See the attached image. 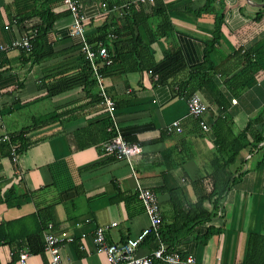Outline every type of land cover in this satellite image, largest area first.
I'll list each match as a JSON object with an SVG mask.
<instances>
[{
    "label": "crops",
    "instance_id": "crops-1",
    "mask_svg": "<svg viewBox=\"0 0 264 264\" xmlns=\"http://www.w3.org/2000/svg\"><path fill=\"white\" fill-rule=\"evenodd\" d=\"M41 1L0 0V43L21 35L15 16L32 12ZM60 1L49 3L55 10L67 9ZM77 1L90 18L88 34L95 33L106 18L122 21V10L128 5L146 3ZM161 1L170 28L158 32L148 51L141 50L144 60L155 63L140 70L137 55L126 50L130 41L120 38L124 50L103 79L116 103L120 132L143 147L132 157L136 178L126 161L101 150V142L108 138V114L97 85L88 89L85 61L77 40L69 35L70 13L52 24L41 57L20 48L0 52V137L30 126L24 134L30 144L15 161L0 139V197H4L0 222L25 219L19 233L34 230L33 215L37 217L39 211L44 215L45 208L51 218L40 234L30 236L28 245L2 242L0 264H49L50 255L43 250L47 230H66L75 236L59 249L63 264H106L105 253L96 252L91 242L96 226L116 222L105 236L109 242H119L148 225L136 195V180L157 193L162 215L169 209L163 187L181 185L187 201H193L201 186L193 188L190 181L204 179L218 147L216 139L231 138L232 133L246 135L241 138L245 146L238 155L240 162L231 166L234 181L215 215L184 232L174 249L193 255L198 264H248L249 258L252 264H264V0ZM161 18L154 15L148 23L157 29ZM218 18L220 37L215 49L207 52ZM240 44L246 51L235 54ZM244 52L250 57L249 65ZM209 61L219 65L218 71L210 70L213 88L207 89L209 93L194 91L207 105L203 118L210 127L203 130L187 114L185 97L177 87L191 72L209 69ZM193 81L189 88L196 86L195 77ZM174 120L180 121V131L167 130ZM257 135L262 138L254 142ZM203 185L210 187L206 180ZM204 204L212 208L210 201ZM82 232L87 235L81 237ZM251 233L256 236L250 242ZM154 245L150 239L140 243L136 254L143 255ZM24 249L29 253L21 262Z\"/></svg>",
    "mask_w": 264,
    "mask_h": 264
},
{
    "label": "trees",
    "instance_id": "trees-1",
    "mask_svg": "<svg viewBox=\"0 0 264 264\" xmlns=\"http://www.w3.org/2000/svg\"><path fill=\"white\" fill-rule=\"evenodd\" d=\"M49 1L50 0H42L41 3H39V5L36 6L32 12L22 17L20 15L15 16L17 18L16 23L18 25L20 34L31 37L32 46L30 53H32V55H36V57L42 56L40 51L44 48V39L46 38V34L52 27L54 21L62 14L69 13L68 9H63L61 11L55 10V8H52L50 6ZM130 2L131 1H128L127 5ZM61 4L63 3L61 2ZM203 10H206V7H204L202 11ZM154 15L162 17L161 21L156 26L157 29H154V27L150 26V23H148V20ZM165 16V7L162 4V1L153 0L152 2L146 1L145 4L139 3L138 5H133L132 7L130 5L125 7L122 10V17H124V19H122V21L120 20V23H113V20L111 18H106L102 22V24L96 28L95 33L88 34V39L91 42L102 41L112 54V65L104 67L102 71L104 73L107 72V70L119 60L118 58L120 56V53L124 50V47L122 48L121 46H119L120 38H127L126 40L128 42L130 41L127 45L126 50L129 52L132 51L137 55L138 68L140 70L148 68L149 66L154 64V60H144L142 51L149 50V45L157 39V36L159 34L158 32H160V34H164L166 30H169L170 24H168V18ZM220 25L221 21L220 18H218L215 21L213 38L208 42L207 52L209 50L215 49L214 44L220 37ZM136 26L137 28H142L144 36L141 34V32L139 33V28L136 29ZM110 31L115 34V38L111 39L108 37V33ZM144 37L146 38L147 42L144 41ZM73 39H76L77 45H79L78 39L76 37H73ZM242 50H244V47L240 44L238 45L234 53L241 55ZM243 54H245V64L249 65L251 63L250 57L247 56V52H244ZM85 65L86 69H84V72L89 77L85 80L87 82L88 89H90L96 83L94 78L90 79V76L93 77L92 70L86 61ZM218 69L219 65L214 64L212 61H209V69L203 72H191L188 78H186L182 83L178 84L177 91L185 96L196 91V89L201 90L202 93L207 92V89L213 88V79L211 78L210 70L218 71ZM193 77L197 79V84L196 86L194 85L189 88L188 84L191 85L192 83H194ZM209 92L210 91H208V93ZM45 118L46 116L44 115L42 119H39V121H42ZM38 123L39 122L35 124ZM29 129L30 126L25 127L23 130H20L18 132H12L10 133V141H2L4 143L3 145L5 147L6 154H10V144L19 145L18 152L25 150L29 146L30 143L24 137L25 132ZM106 136H109V133ZM244 136L246 135L243 133H239L237 135L232 133L231 138H229L228 135H224V137L216 139V144L218 147L216 148L214 155L208 163L209 169L206 171L204 179L198 181H190L193 188H195V186H201V192L195 193L197 194V196L195 195V199H193V201H187L186 195L181 185L172 188L163 187L161 189L162 191L168 193L169 209L168 212L164 213L163 215V222L160 229V240L166 246L174 248L175 243L180 239L181 235H183L184 232L192 231L195 225L204 221H208L213 217V215H215L214 209L218 207L225 193L230 189L234 181V171L232 170L231 166L237 162H240L238 155L242 148L245 146L241 142V138H243ZM261 138L262 135H257V137H255L253 141L257 142L261 140ZM111 158L114 159V157ZM204 180H206L207 183L210 184L209 189L204 188ZM0 200L3 201L4 197H0ZM206 201H210V203L212 204L211 209L205 206L204 203ZM45 210L47 211L43 210V213H45L46 215H41L42 211L38 212L37 217L36 215H33L36 221V227L34 228V230H23L22 232L17 233L18 228L23 229V221H25V219L23 218L6 222L1 221L0 244L2 242H7L10 244L15 243L17 244V246L23 245V242H26V245L30 244V236L33 234H40L46 228L47 222L51 219L49 216L50 212L48 208H45ZM209 234L210 233H207L206 237H208ZM253 236H256V234H250V242L253 240ZM149 239L155 241L153 234L145 236L141 243H146ZM250 259L251 258L246 260L248 261V264L253 263Z\"/></svg>",
    "mask_w": 264,
    "mask_h": 264
},
{
    "label": "built area",
    "instance_id": "built-area-1",
    "mask_svg": "<svg viewBox=\"0 0 264 264\" xmlns=\"http://www.w3.org/2000/svg\"><path fill=\"white\" fill-rule=\"evenodd\" d=\"M140 2L153 0H137ZM67 7L71 15V25L69 28L70 37H76L79 41L78 49L84 61L87 62L92 70V75L99 89L101 97L100 103L105 108L108 114V124L106 131L109 133L108 138L101 142V150L118 160H124L131 167L134 177L136 178L133 168L132 157L140 154L143 147L137 142L128 141L120 132L117 123L116 105L111 95L107 92L103 83L104 67L111 66L113 63L112 54L102 41L91 42L88 39L87 22L90 19L81 12L77 0H61ZM105 7L106 4L102 3ZM113 5L112 7H115ZM34 33V32H33ZM108 37L113 39L115 34L110 31ZM31 37L20 35L13 38L8 43H0V52L7 51L13 48H20L26 52L31 51ZM3 93L0 90V121L3 114ZM187 114L195 118L199 126L203 130H209L210 125L203 118L206 112L207 105L202 97L197 92H192L185 96ZM235 102L236 99L232 98ZM181 130L180 121L174 120L171 125L167 126V130ZM0 139L2 141H10V134H3ZM19 145L10 144V156L12 160H16L18 156ZM136 195L143 205L144 211L148 217V225L143 228L135 237H129L124 241L109 242L106 239L105 231L109 226H115L116 222H111L108 225L96 226L93 233L90 234L91 242L96 252H104L107 258L106 264H198L195 257L191 254H183L172 247L166 246L160 240V229L163 222V215L160 207V201L157 193L149 187L143 186L136 180ZM81 225V224H80ZM79 225V226H80ZM51 224H48L50 227ZM153 234L155 245L151 250L143 255H137L136 250L145 236ZM86 232L81 233V237H85ZM75 236L66 230L54 233L47 230L43 233V250L50 255L49 264H63L59 249L66 243L73 241ZM29 250L24 249L20 252V261L24 262L28 256Z\"/></svg>",
    "mask_w": 264,
    "mask_h": 264
},
{
    "label": "rangeland",
    "instance_id": "rangeland-1",
    "mask_svg": "<svg viewBox=\"0 0 264 264\" xmlns=\"http://www.w3.org/2000/svg\"><path fill=\"white\" fill-rule=\"evenodd\" d=\"M138 255V254H137Z\"/></svg>",
    "mask_w": 264,
    "mask_h": 264
}]
</instances>
